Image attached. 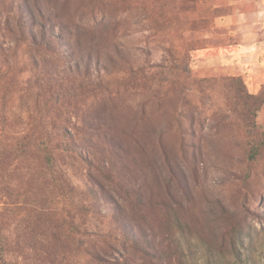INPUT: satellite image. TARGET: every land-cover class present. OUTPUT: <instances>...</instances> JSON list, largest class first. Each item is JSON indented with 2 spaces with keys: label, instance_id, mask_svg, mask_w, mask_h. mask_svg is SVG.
Masks as SVG:
<instances>
[{
  "label": "rangeland",
  "instance_id": "1",
  "mask_svg": "<svg viewBox=\"0 0 264 264\" xmlns=\"http://www.w3.org/2000/svg\"><path fill=\"white\" fill-rule=\"evenodd\" d=\"M235 229L264 264V0H0V264H229Z\"/></svg>",
  "mask_w": 264,
  "mask_h": 264
},
{
  "label": "trees",
  "instance_id": "2",
  "mask_svg": "<svg viewBox=\"0 0 264 264\" xmlns=\"http://www.w3.org/2000/svg\"><path fill=\"white\" fill-rule=\"evenodd\" d=\"M20 33L23 34L25 32L24 28H20ZM31 33V32H30ZM31 37V42L36 44L37 46H46L45 38L47 35L44 33L41 35L40 40L43 42L34 43L36 41V37L32 34H29ZM233 236V247H232V261L229 264H246L245 258L250 256L254 251V246L256 245V241L260 237L258 234L254 233H244L239 229H235L232 231ZM212 264V263H210ZM216 264V263H214Z\"/></svg>",
  "mask_w": 264,
  "mask_h": 264
}]
</instances>
